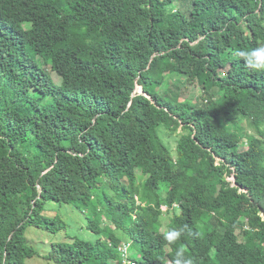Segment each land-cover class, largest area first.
<instances>
[{
    "label": "trees",
    "instance_id": "1",
    "mask_svg": "<svg viewBox=\"0 0 264 264\" xmlns=\"http://www.w3.org/2000/svg\"><path fill=\"white\" fill-rule=\"evenodd\" d=\"M257 47L264 0H0V264L38 255L30 227L65 230L47 202L98 236L49 264H264V73L235 54ZM139 204L122 238L107 222Z\"/></svg>",
    "mask_w": 264,
    "mask_h": 264
},
{
    "label": "rangeland",
    "instance_id": "2",
    "mask_svg": "<svg viewBox=\"0 0 264 264\" xmlns=\"http://www.w3.org/2000/svg\"><path fill=\"white\" fill-rule=\"evenodd\" d=\"M42 66L47 72H49L51 74V76L53 77L55 82L59 84L61 79H60V77H58V75H56L55 73H53L51 71V66L45 65V64H43ZM168 86H170V88L172 89L173 84L169 83L167 85V87ZM162 91H164V90H162ZM198 95H199L198 89L191 87L189 92H188L187 98L190 102L194 103L196 101V99L198 98ZM201 99H204V98H201ZM171 143H172V146L175 147L176 143H175L174 138L171 139ZM245 147H246V145H245ZM246 150H247V148H245L243 150V152ZM162 186H163V187H161L162 191L164 193H166L165 184H163ZM257 188H258V191L260 192V194L262 196H264L263 186H262L261 182H259L257 184ZM108 190L111 191L109 188H108ZM45 209H46L45 215L50 216V217H58L64 222L65 230H62L58 234H49L43 230H39L37 228L30 227L27 230V238H28L29 244L31 246H33L36 249V251L38 252V255L32 259L27 260L26 264H49L46 260L43 259V256L45 255L46 250L49 248V246L52 243L65 241L66 238L78 237L80 239H84V240H88V241H96L98 236L88 229L89 220H87V218L84 216V214L81 213L76 208H74L72 205L59 204L57 202H47ZM164 209H166V208H164ZM153 212H154V210L152 207L139 204L134 217L117 215V217L112 222H107V223H109L111 226H113V228L115 230H120V228L123 226V223H125L127 225H131L135 218L144 219L145 217H151ZM210 219L211 218H209V216L206 215L205 213H203L202 211H198L196 214V220L209 221ZM167 230L168 229L166 226H164L162 228L155 226L153 229L156 237L160 240V242L163 245L166 244V241L163 239V235ZM123 232L124 231H122V230L116 231V233L120 234V236L122 238H125V236L123 235ZM103 239L105 240L104 237H103ZM129 244L135 245L132 242H129ZM127 246H125V245L121 246L120 251L122 253H126L127 252ZM136 247H137V249H140L139 245L138 246L136 245ZM175 258H176L175 253L171 252L169 249H167L165 261L173 264V261L175 260Z\"/></svg>",
    "mask_w": 264,
    "mask_h": 264
},
{
    "label": "clouds",
    "instance_id": "3",
    "mask_svg": "<svg viewBox=\"0 0 264 264\" xmlns=\"http://www.w3.org/2000/svg\"><path fill=\"white\" fill-rule=\"evenodd\" d=\"M238 57L245 61L246 66L254 72L264 73V47H257L252 50H239L235 53ZM184 228H173L164 233L163 239L168 244H174L180 240L183 235ZM173 264H193L192 258L188 257L185 248L180 246L175 253Z\"/></svg>",
    "mask_w": 264,
    "mask_h": 264
}]
</instances>
